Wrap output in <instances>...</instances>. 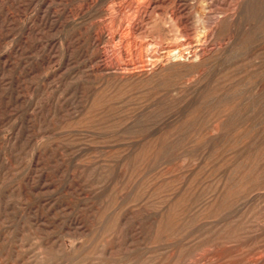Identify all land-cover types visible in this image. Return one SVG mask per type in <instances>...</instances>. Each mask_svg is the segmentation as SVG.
I'll list each match as a JSON object with an SVG mask.
<instances>
[{"label": "rangeland", "instance_id": "rangeland-1", "mask_svg": "<svg viewBox=\"0 0 264 264\" xmlns=\"http://www.w3.org/2000/svg\"><path fill=\"white\" fill-rule=\"evenodd\" d=\"M253 4L0 0V264H264V190L238 196L264 182V85L218 41ZM195 25L200 73L151 67Z\"/></svg>", "mask_w": 264, "mask_h": 264}, {"label": "bare ground", "instance_id": "bare-ground-1", "mask_svg": "<svg viewBox=\"0 0 264 264\" xmlns=\"http://www.w3.org/2000/svg\"><path fill=\"white\" fill-rule=\"evenodd\" d=\"M128 1H132L133 0H128ZM137 2L144 1V0H136ZM235 1V0H234ZM124 2V1H123ZM129 4V3H127ZM132 4V3H131ZM233 4V3H232ZM124 6V5H123ZM122 6V7H123ZM209 7V6H208ZM115 9V8H114ZM138 9V8H137ZM226 10V9H225ZM235 10V9H234ZM232 10V11H234ZM251 10V16L254 19V23L251 24V26L249 27L248 33L246 32V36L243 38H240V35H237V28L233 29V26L230 27V25H228L227 29H224L221 31V33L218 35V41L223 44L224 46H229L232 45L233 48L230 49V52L228 53V55L225 57V60L223 62V65L226 66H230V72L233 73L232 74V79L234 81H236L239 85L242 86H253L255 85H264V6L263 5H259L258 7H256L255 4H253V7H250ZM143 11V9H142ZM215 11V10H214ZM136 12V11H135ZM144 12V11H143ZM218 12V11H217ZM247 14V11H246ZM201 21H205L208 20V18L201 14ZM142 17V16H141ZM222 17V16H220ZM217 18V17H216ZM219 18V17H218ZM218 18L216 19L218 21ZM195 20V19H194ZM198 20V19H197ZM210 20V18H209ZM196 21V20H195ZM212 22V20H210ZM220 21V19H219ZM204 22V23H205ZM210 22V23H211ZM203 23V22H202ZM209 25V23H207ZM213 25H215L214 23H211ZM202 25V24H201ZM200 25V26H201ZM205 25V24H204ZM246 25V24H245ZM196 27V25H195ZM198 27V26H197ZM196 27V28H197ZM209 27V26H207ZM202 28V26H201ZM200 28V29H201ZM107 29V28H106ZM204 28H202L203 30ZM210 29V27L208 28ZM218 29V28H217ZM135 30V29H134ZM199 29L197 28V32L200 33L198 31ZM205 30V29H204ZM212 30V29H211ZM241 30V29H240ZM131 31V30H130ZM196 31V30H195ZM214 31V29H213ZM215 31L216 28H215ZM214 31V33H215ZM196 32V33H197ZM240 32V31H239ZM212 35V31L208 30V31H204L203 33L200 34H195L194 36L188 37L185 41L177 43V44H170L169 46L162 48V50H157V51H153L151 53L148 54V61L152 64L151 67H155V66H163V64H178L184 62L186 59L188 61H190V65H189V71H191L192 73L195 72H199L200 73V69L203 68L206 64V61L208 58L213 59V57H215L214 53L210 52L212 55L211 57L208 55V52L206 50L207 46L206 44H208L207 42H209L211 39H209ZM214 37V36H213ZM212 37V38H213ZM157 39V38H156ZM214 40V39H213ZM133 41V40H132ZM220 44V45H221ZM138 47V46H137ZM157 47V45H156ZM220 48V47H219ZM224 48V47H223ZM123 49V48H122ZM126 49V47H125ZM157 49V48H156ZM208 49V48H207ZM221 49V48H220ZM132 50V49H131ZM135 50V49H134ZM133 50V51H134ZM224 50V49H223ZM225 51V50H224ZM147 52H149V50H147ZM220 52V50L218 51ZM120 53V52H119ZM219 55V54H218ZM131 56V53H126V52H122L121 53V57L124 59H128V57ZM217 56V55H216ZM239 57V59L241 58L242 60V64L240 65H236L234 64V61L236 62V60ZM207 58V59H206ZM218 58V56H217ZM147 59V58H146ZM137 60V59H136ZM210 60V59H209ZM214 60H212L213 63ZM216 61V60H215ZM208 62V61H207ZM220 62V61H219ZM134 63V62H133ZM186 63V62H185ZM216 63V62H215ZM221 63V62H220ZM240 63V62H239ZM131 64V61H130ZM129 64V65H130ZM210 64V61H209ZM208 65V64H207ZM139 66V65H138ZM150 67V65H149ZM157 68V67H156ZM144 69V68H143ZM229 69V68H228ZM126 70V69H125ZM212 70V69H211ZM216 70V69H215ZM224 70V69H222ZM221 70V71H222ZM143 71V70H142ZM213 71V70H212ZM211 71V72H212ZM128 72V71H127ZM205 72V71H204ZM143 73V72H141ZM218 73V72H217ZM216 73V74H217ZM230 73V74H231ZM215 74V73H214ZM189 75V74H188ZM195 75V74H194ZM199 75V74H197ZM207 76V74H205ZM210 74H208L209 76ZM193 75H191L192 77ZM196 76V75H195ZM201 76V75H199ZM204 76V75H202ZM186 77V76H185ZM220 77V75H219ZM188 78V77H186ZM213 78V77H212ZM222 78V77H221ZM224 78V77H223ZM222 78V79H223ZM189 79V78H188ZM195 79V78H194ZM214 79V78H213ZM219 79L218 77L216 78V80ZM199 80V79H198ZM208 80V79H207ZM215 80V79H214ZM205 81V78H204ZM188 82V81H187ZM191 82V80L189 81V83ZM201 82V81H200ZM217 82V81H216ZM234 82V83H236ZM209 83V82H208ZM222 83V82H221ZM186 84V83H185ZM232 86V85H231ZM233 87V86H232ZM241 87V86H239ZM211 88V87H210ZM181 89V88H180ZM206 89V88H205ZM243 89V88H242ZM218 90V89H216ZM234 91V90H233ZM238 91V90H237ZM207 94V92H205ZM204 93V95H205ZM209 93V92H208ZM211 93V92H210ZM213 93V92H212ZM211 93V95H212ZM243 93V92H242ZM247 93V92H246ZM245 93V94H246ZM216 94L214 93L213 96H215ZM209 96V94H208ZM206 96V99L207 97ZM245 97V95H244ZM214 99V98H213ZM218 99V97H217ZM224 99V98H223ZM253 104V98H251ZM202 100V99H201ZM208 100V99H207ZM226 100V99H225ZM233 100V99H232ZM200 101V100H199ZM214 101V100H213ZM236 101V100H235ZM221 102V101H220ZM248 103V102H247ZM212 104V102H211ZM209 103V105H211ZM249 105L245 110H244V114L246 116H248V118L251 117V115L253 116V111L251 110V108L254 105ZM247 105V104H246ZM212 106V105H211ZM215 106V105H214ZM217 106V105H216ZM205 107V106H204ZM203 107V108H204ZM208 107V106H207ZM210 108V107H209ZM237 108V107H236ZM197 109V108H195ZM205 109V108H204ZM234 109V108H233ZM243 109V108H242ZM263 109V108H262ZM235 110V109H234ZM261 111V109H260ZM237 112V110H236ZM255 112V110H254ZM239 113V112H238ZM257 114V113H256ZM263 114V113H262ZM259 116V114H257ZM256 115V116H257ZM240 116V115H239ZM245 117V116H244ZM244 120V119H243ZM224 183V182H223ZM233 183V182H232ZM221 184V182H220ZM225 185V184H224ZM226 186V185H225ZM229 187V186H228ZM264 190V182H261L259 180H255L252 181L248 184L247 187H245L242 190H238V196H239V200H240V204L244 207H250L252 206V204L259 200L262 197V191ZM216 199V198H215ZM206 207V206H205ZM212 207V206H211ZM210 207V208H211ZM209 208V209H210ZM208 209V210H209ZM211 211V210H210ZM212 213V212H211ZM207 214V213H206ZM205 215V214H204ZM207 217V216H206ZM256 264V263H255Z\"/></svg>", "mask_w": 264, "mask_h": 264}]
</instances>
